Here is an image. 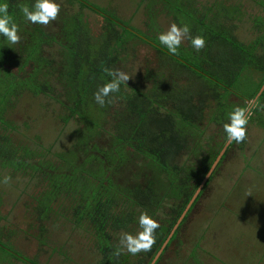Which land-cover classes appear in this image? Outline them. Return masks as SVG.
<instances>
[{
    "label": "rangeland",
    "instance_id": "374dc122",
    "mask_svg": "<svg viewBox=\"0 0 264 264\" xmlns=\"http://www.w3.org/2000/svg\"><path fill=\"white\" fill-rule=\"evenodd\" d=\"M0 2L38 37L30 45L20 31L13 45L0 36L1 66L17 83L0 98V264H149L154 246L112 257L121 233L135 234L147 212L160 224L156 239L164 236L210 168L153 264H264V109L252 110L242 143L223 129L264 83V0H57L60 15L47 27L20 11L34 0ZM173 22L202 35L205 48L185 41L169 54L158 35ZM105 67L132 78L100 107L93 93L111 80ZM157 115L171 130H155ZM159 152L168 172L154 167ZM152 172L156 193L140 205L126 191Z\"/></svg>",
    "mask_w": 264,
    "mask_h": 264
},
{
    "label": "clouds",
    "instance_id": "9594fccd",
    "mask_svg": "<svg viewBox=\"0 0 264 264\" xmlns=\"http://www.w3.org/2000/svg\"><path fill=\"white\" fill-rule=\"evenodd\" d=\"M20 11L26 21L47 27L56 21L61 12V4L57 0H34L31 6L20 5ZM20 26L9 14V4L0 2V36L7 39L10 44L20 43ZM159 44L162 45L169 54L179 55V48L185 41H190L192 48L199 52L206 46V40L202 35L193 36L190 26L187 24L171 23L168 28L158 35ZM103 71L111 77V80L99 85L93 93L94 101L104 107L111 104L112 94L119 92L120 86L132 77L119 69H109L105 67ZM127 85V84H126ZM256 107L264 109V105L258 104L257 100L248 101L244 107L236 106L228 113V122L223 124L226 140L237 144L247 139V125L252 115V110ZM11 177L5 176L3 183L8 185ZM250 195V194H249ZM138 231L133 234L122 232L118 245L111 253L113 258H119L122 254L133 256L148 252L156 242V230L160 227L157 220L153 219L147 212H141L138 217Z\"/></svg>",
    "mask_w": 264,
    "mask_h": 264
},
{
    "label": "trees",
    "instance_id": "16d2710c",
    "mask_svg": "<svg viewBox=\"0 0 264 264\" xmlns=\"http://www.w3.org/2000/svg\"><path fill=\"white\" fill-rule=\"evenodd\" d=\"M22 36H25V40L27 41L26 43H30V45L36 43L38 41V37L36 35V33L33 31H29L27 29H22L21 31ZM23 41V39H21ZM1 49H4L3 46H0ZM258 47L260 49L261 55L262 57H264V30L262 32V34L259 36L258 38ZM5 63V58L2 55V53H0V66ZM21 71H24L21 70ZM16 75L15 72H13L11 69H8L6 67L1 66L0 67V84L4 85L2 87V90L0 92V98L2 99L8 91H11L12 89L15 88V85L17 84H13V77ZM33 72L32 73H26L25 77H24V81H30V78H32ZM260 88V87H258ZM258 90L251 96H248L250 99L254 98L257 94ZM264 95V91H262V93L259 94V100L263 97ZM150 124L155 128V130H157L160 133L163 132H167L169 130H171L172 128V123L169 119V117L164 116V115H157L153 118L150 119ZM6 140V138H5ZM184 147V142L183 143H176L174 144L173 148H171L170 153H171V157L174 159L175 157L177 158L180 155V152H182ZM154 162V167L155 169H157V173L164 171V172H168V158L163 155L161 152H159L157 155H155V157L152 156L151 158ZM7 161V160H6ZM110 166L108 165H104V182L106 184H108L110 182ZM120 167V166H119ZM118 166H113V169H118ZM114 172H112L111 174H113ZM108 174V176H107ZM156 172H152L150 173V175L145 178L143 181L139 182V183H135L132 184V186L130 188L127 189L125 188V191L127 194H129V196H132L133 198H136L139 202L140 205L142 204H148L150 202V200L154 197L155 193H156ZM202 177H199L197 180V183L194 185V187H192L190 192H186V197L184 200V206H186L187 202L189 201V199L191 198L190 196H192L191 194H193L195 191L194 189L198 187L200 180ZM108 190V191H107ZM106 190V197L107 199H110V194L114 193V191H112L111 189H107ZM107 202L109 203L110 200H107ZM98 202H97V206H98ZM89 205H87L88 207ZM90 213L92 212L94 215H90L91 217H93L94 219H96V221L98 222V233L100 234L102 229H103V216L98 215L97 211H96V207H95V203L90 204ZM97 213V214H96ZM180 215V214H179ZM177 216V215H176ZM96 217V218H95ZM179 217V216H178ZM177 217V219H178ZM176 218V217H175ZM176 219V220H177ZM174 225L172 224V226H169V229L171 227H173ZM167 231H165V233L167 234ZM165 234V235H166ZM165 235L164 236H160L159 238L156 239L155 244L153 245L155 248V251L153 253V255L151 256L154 257V254L157 252V250L159 249V247L161 246V243L164 241L165 239ZM150 259V260H151Z\"/></svg>",
    "mask_w": 264,
    "mask_h": 264
},
{
    "label": "water",
    "instance_id": "95a60500",
    "mask_svg": "<svg viewBox=\"0 0 264 264\" xmlns=\"http://www.w3.org/2000/svg\"><path fill=\"white\" fill-rule=\"evenodd\" d=\"M263 88H264V83H263L262 86L259 88V90H258V92H257V94H256L255 97H257V96L262 92ZM218 157H219V155H218ZM211 169H212V168H210V170L204 175V177H203L202 180L200 181L198 187L195 189V191H194V193L192 194L191 198H190L189 201L187 202V204H186L184 210L181 212L180 216L178 217V219H177L175 225L172 227V229H171V231L169 232L167 238L165 239V241L163 242V244L160 246L159 250L155 253L154 257L152 258V260L150 261L149 264H153V263L156 261L157 257L160 255L162 249L164 248L165 244L167 243V240L169 239V237L171 236V234L174 232V230H175L177 224L181 221V219H182L183 216L185 215L186 211L188 210L189 206L191 205V203H192L193 200L195 199V196H197L198 192L201 190V188H202V186H203V184H204V182H205V180H206L208 174L210 173Z\"/></svg>",
    "mask_w": 264,
    "mask_h": 264
}]
</instances>
